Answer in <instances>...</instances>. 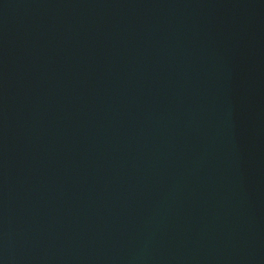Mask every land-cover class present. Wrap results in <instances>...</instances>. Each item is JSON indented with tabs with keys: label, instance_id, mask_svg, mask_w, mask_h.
<instances>
[{
	"label": "water",
	"instance_id": "water-1",
	"mask_svg": "<svg viewBox=\"0 0 264 264\" xmlns=\"http://www.w3.org/2000/svg\"><path fill=\"white\" fill-rule=\"evenodd\" d=\"M0 264H264V0H0Z\"/></svg>",
	"mask_w": 264,
	"mask_h": 264
}]
</instances>
